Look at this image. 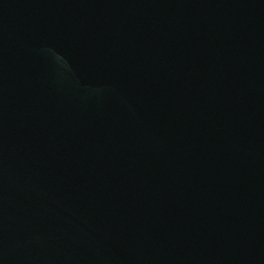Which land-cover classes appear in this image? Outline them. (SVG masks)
I'll list each match as a JSON object with an SVG mask.
<instances>
[{"label": "water", "instance_id": "obj_1", "mask_svg": "<svg viewBox=\"0 0 264 264\" xmlns=\"http://www.w3.org/2000/svg\"><path fill=\"white\" fill-rule=\"evenodd\" d=\"M0 264H264V0H0Z\"/></svg>", "mask_w": 264, "mask_h": 264}]
</instances>
